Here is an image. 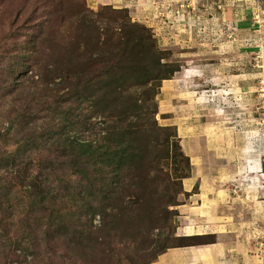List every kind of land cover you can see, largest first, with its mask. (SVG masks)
<instances>
[{"label": "rangeland", "instance_id": "obj_1", "mask_svg": "<svg viewBox=\"0 0 264 264\" xmlns=\"http://www.w3.org/2000/svg\"><path fill=\"white\" fill-rule=\"evenodd\" d=\"M261 1L0 0V264H177L227 233L221 264H264V43L244 58L227 36ZM192 147L231 198L226 235L183 231Z\"/></svg>", "mask_w": 264, "mask_h": 264}, {"label": "crops", "instance_id": "obj_2", "mask_svg": "<svg viewBox=\"0 0 264 264\" xmlns=\"http://www.w3.org/2000/svg\"><path fill=\"white\" fill-rule=\"evenodd\" d=\"M86 1L89 4V6L93 8L100 6V5H105V4L124 6L126 4L124 2H128V0L127 1L125 0H86ZM193 1L194 0H192V3ZM238 1L241 2V0H238ZM147 3H148V0H142L143 6H146ZM232 4H233L232 8L236 7V5L242 6L241 3L236 4V1H234ZM254 5H258V6L254 8L252 7L253 12L248 13L251 16L250 18H248V15H242V16L237 15L236 17L237 18L236 25L238 27V30H237L238 33L235 38H238L237 42L240 43L244 40V45L243 46L241 45L240 47L245 46L247 48L250 46L251 48H253L249 51L245 49V52H243L241 51V48L239 47V52H238L239 57L244 56V58H247V55L252 56L253 53L258 54L257 52L258 50L256 49H258L257 46L259 42H257V40H259V38L262 41V43H264V23H261V21L264 22V19L261 17V15L264 16V0H262L260 4H257V2H254ZM149 6H150V3H149ZM140 10H141V7H140ZM132 11L134 12L135 16H139L140 13L138 10V6H137V9L135 10L133 9ZM258 15L259 17H257ZM153 16H154L153 13H148L147 19H151L157 25L158 22ZM231 17H233V15H231L230 12H227L224 16L227 22L228 21L230 22V20L232 19ZM159 25L160 23L158 24V26ZM164 34L166 36L167 33H164ZM247 40H251V41L253 40L256 45L255 44L253 45L245 44V41ZM254 48L256 49L254 50ZM217 62L212 63L211 67H208L209 69L207 70H211V71H209V73H207L206 75L208 77L212 76L211 80L212 79L216 80L218 77L214 73H217V75L218 74L222 75L223 82L228 83L229 79L226 76L228 72L225 74V72L227 71V68L220 66V63H217ZM215 64H219V65H215ZM180 74L187 75V76L192 74L196 77H199V76H203L204 69H201V70L198 69L197 64H196L195 70L192 69L191 73L186 74V72L184 71L183 73L180 72ZM211 74H214L215 76ZM257 74H258L257 71L254 69H246L244 72H242V74H240L239 80H240V85H243L244 87L243 89H246V83L247 81L250 82L252 77L254 78L256 82V80L258 79ZM225 83H221V84H225ZM183 91L185 92V90H182L181 92ZM239 91H238L239 92L238 94H241L242 88ZM190 93L192 94V92ZM180 96H182V93ZM240 96L242 97V95ZM165 99L166 98H164V100L161 101L163 107L166 105ZM257 129H258L257 131L259 132V135H261L258 140L262 139L263 141L264 140L263 139L264 127L258 126ZM257 131L255 133L256 136H258ZM191 153H192V161H193L192 163L193 170H192L191 176L184 180V184H183L184 190L185 192L190 193L196 185H199L202 191V194L200 195L202 204L200 206L193 207L192 209L189 210L188 220L185 222L183 231L185 235H188V236L196 235V234H202V235L209 234L210 232L213 234L214 233L225 234L226 233L225 230L227 227L226 224H229L230 222L229 217L230 215L232 216V213H233L232 211L228 212V210L225 209L226 208L225 206L228 204V202L231 201V198L227 200L226 198H223L224 196L223 193L219 194V189L217 188V181H216L218 179V175L214 172L215 167L212 164L206 163L204 161V158L202 159L200 156H198L194 147H192ZM231 204L233 205V202ZM227 235H229V239L223 240L220 244L214 245L213 247L206 246V247H198V248L191 249L189 251L192 253L191 256L188 255L187 250L182 251L181 253L182 256L183 254L187 255L185 257L186 260H183L187 263H184L183 261H181L180 263H177V264H204V262L210 263V264H221L220 256L222 255V253H225V252L227 253L232 248L233 249L236 247L239 248V245L234 243L233 236H231L229 233H227ZM227 241L229 242L227 243ZM173 256H176V255L171 254L172 258ZM177 256L179 258L180 255H177Z\"/></svg>", "mask_w": 264, "mask_h": 264}, {"label": "built area", "instance_id": "obj_3", "mask_svg": "<svg viewBox=\"0 0 264 264\" xmlns=\"http://www.w3.org/2000/svg\"><path fill=\"white\" fill-rule=\"evenodd\" d=\"M238 30V27L236 24H233V25H227V36L229 38H231L235 32ZM263 48V46H259V49L261 50ZM205 92L207 93L206 96H215V93H214V90L212 89H206ZM204 92V93H205ZM212 93V94H211ZM226 95V93L222 96L224 98V96ZM227 96V95H226Z\"/></svg>", "mask_w": 264, "mask_h": 264}, {"label": "trees", "instance_id": "obj_4", "mask_svg": "<svg viewBox=\"0 0 264 264\" xmlns=\"http://www.w3.org/2000/svg\"><path fill=\"white\" fill-rule=\"evenodd\" d=\"M135 26H137L138 24H134ZM140 27H142L141 25H139ZM143 29H144V27H143ZM164 79H168V78H164ZM101 192H105V194H107L108 192H107V190H101ZM191 236H193V235H191Z\"/></svg>", "mask_w": 264, "mask_h": 264}]
</instances>
